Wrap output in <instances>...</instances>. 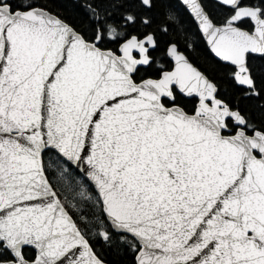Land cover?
I'll return each instance as SVG.
<instances>
[{
  "label": "snow or ice",
  "instance_id": "snow-or-ice-1",
  "mask_svg": "<svg viewBox=\"0 0 264 264\" xmlns=\"http://www.w3.org/2000/svg\"><path fill=\"white\" fill-rule=\"evenodd\" d=\"M0 264H264V0H0Z\"/></svg>",
  "mask_w": 264,
  "mask_h": 264
}]
</instances>
